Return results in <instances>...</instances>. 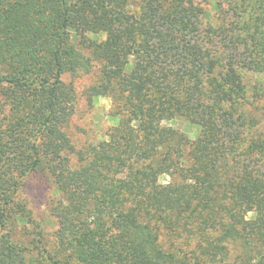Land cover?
I'll list each match as a JSON object with an SVG mask.
<instances>
[{
  "label": "trees",
  "instance_id": "1",
  "mask_svg": "<svg viewBox=\"0 0 264 264\" xmlns=\"http://www.w3.org/2000/svg\"><path fill=\"white\" fill-rule=\"evenodd\" d=\"M262 80L264 0H0V264H264Z\"/></svg>",
  "mask_w": 264,
  "mask_h": 264
},
{
  "label": "rangeland",
  "instance_id": "2",
  "mask_svg": "<svg viewBox=\"0 0 264 264\" xmlns=\"http://www.w3.org/2000/svg\"><path fill=\"white\" fill-rule=\"evenodd\" d=\"M249 79V75H247ZM251 79H256V76L250 74ZM96 72L92 71L89 74H80L75 78V86L79 95V103L76 110V115L72 121L70 133L73 139L78 144H83L86 141L96 142L105 137L106 130L111 125L118 122L117 118H111V99L108 97H98L93 99L89 105L82 96V91L96 82ZM264 80H262L263 82ZM166 126L179 129L191 138L197 135V127L190 125L182 118H177L173 121L164 122ZM40 178H33L27 188L28 207L32 210L34 218L40 221L45 227L47 235L53 231L52 219L49 215L47 204L50 197L54 195L53 189ZM168 181L166 176L160 177V182L165 184ZM41 259V256H40ZM44 262V258L40 260Z\"/></svg>",
  "mask_w": 264,
  "mask_h": 264
}]
</instances>
